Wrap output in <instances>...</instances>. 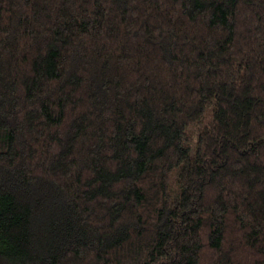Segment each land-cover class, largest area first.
<instances>
[{"label": "trees", "instance_id": "trees-1", "mask_svg": "<svg viewBox=\"0 0 264 264\" xmlns=\"http://www.w3.org/2000/svg\"><path fill=\"white\" fill-rule=\"evenodd\" d=\"M0 264H264V0H0Z\"/></svg>", "mask_w": 264, "mask_h": 264}]
</instances>
